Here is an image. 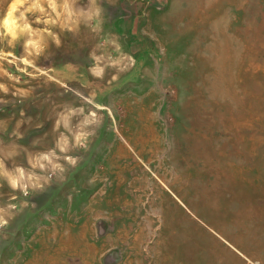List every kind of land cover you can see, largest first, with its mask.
<instances>
[{"label": "rangeland", "instance_id": "rangeland-1", "mask_svg": "<svg viewBox=\"0 0 264 264\" xmlns=\"http://www.w3.org/2000/svg\"><path fill=\"white\" fill-rule=\"evenodd\" d=\"M262 259L264 0H0V264Z\"/></svg>", "mask_w": 264, "mask_h": 264}, {"label": "crops", "instance_id": "crops-1", "mask_svg": "<svg viewBox=\"0 0 264 264\" xmlns=\"http://www.w3.org/2000/svg\"><path fill=\"white\" fill-rule=\"evenodd\" d=\"M86 231V234L88 236H85L86 237V242H89L90 240H93L94 239V230L91 228V225L90 223L86 224L85 227H84V231ZM31 263V262H30ZM32 264H39L37 261H34ZM44 264H52L50 262H46Z\"/></svg>", "mask_w": 264, "mask_h": 264}, {"label": "bare ground", "instance_id": "bare-ground-1", "mask_svg": "<svg viewBox=\"0 0 264 264\" xmlns=\"http://www.w3.org/2000/svg\"><path fill=\"white\" fill-rule=\"evenodd\" d=\"M232 240H233V238H232ZM235 240V239H234ZM240 240V238L239 237H237V240H235L236 242H238ZM248 243V242H247ZM246 243V244H247ZM247 248V247H246ZM252 250H254L253 248H251L250 249V251H252ZM261 253V252H260ZM253 256H251V258H250V260L253 262L254 261V259H256V257H261L260 255H258V254H254V253H251ZM256 256V257H255ZM219 260H220V262L221 263H223V261H224V259L223 258H219ZM260 261V263L261 264H264V259H262V260H259Z\"/></svg>", "mask_w": 264, "mask_h": 264}]
</instances>
